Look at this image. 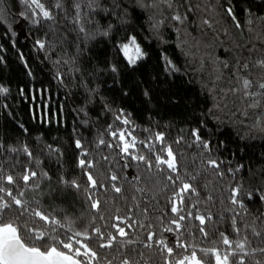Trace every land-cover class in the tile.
<instances>
[{
  "label": "trees",
  "instance_id": "trees-1",
  "mask_svg": "<svg viewBox=\"0 0 264 264\" xmlns=\"http://www.w3.org/2000/svg\"><path fill=\"white\" fill-rule=\"evenodd\" d=\"M77 2L85 32L74 23ZM172 2L170 9L161 0H98L105 11H89L87 0H40L54 18L49 20L30 6L31 0H0V88L7 89L0 91V177H16L30 208L38 201L42 211L64 226L32 218L30 210L19 222L27 221L29 227L60 239L86 230L91 239L85 242L97 252L92 264H121L125 258L132 264H177L193 250L215 264L214 254L205 257L202 248H217L222 255L228 252L230 262L242 256L244 264H264V253L259 251L264 248V199L260 198L264 196V96L229 91L238 87L235 75L248 76L254 85L264 75V69L254 66L264 59V1ZM176 11L186 14L183 23L172 19ZM203 19L212 21L211 27ZM105 30L108 35L101 34ZM133 36L144 53L135 64L120 47ZM245 62L248 70L237 72ZM250 91L261 90L254 86ZM194 130L210 151L196 141ZM112 132H123L129 143L135 137L129 152L143 154L153 165L157 155L167 158L162 148L171 145L179 166L176 185L166 179L168 175L175 179L176 173L166 165H160L163 171L154 166L149 173L142 161L121 151L124 141ZM157 133L163 135V144ZM77 140L83 148L76 147ZM80 159L92 161L95 167L81 168ZM209 159L220 164L222 176L208 167ZM26 169L37 173L29 183L39 188H24L19 177ZM86 172L96 179V189L85 191ZM110 175L118 180L111 181ZM146 175L154 177V186L137 192L145 186ZM62 180H75L81 187H69ZM182 182L191 183L196 193L185 194L181 206L185 219L176 229L170 223L177 218L170 198ZM0 184L17 193L6 180L0 178ZM112 184L122 191H113ZM238 185L244 208L230 200ZM90 194L100 200L99 210L91 207ZM200 215L206 217L203 225L196 218ZM16 216L15 206L6 210V219ZM125 219L132 224L126 231L135 243L129 245L127 238L118 237L112 248H100L99 243L106 241L94 228L106 236L116 235L113 225L125 227ZM169 227L174 230L164 231ZM150 232L156 234L152 241L147 240ZM221 233L233 242L231 247L222 243ZM244 237L248 255L235 246ZM160 239L174 248L171 256L160 251ZM177 243L185 247H176Z\"/></svg>",
  "mask_w": 264,
  "mask_h": 264
},
{
  "label": "snow or ice",
  "instance_id": "snow-or-ice-1",
  "mask_svg": "<svg viewBox=\"0 0 264 264\" xmlns=\"http://www.w3.org/2000/svg\"><path fill=\"white\" fill-rule=\"evenodd\" d=\"M24 2L28 3V0H24ZM161 2L165 3L168 8H173L172 0H161ZM32 5H34L35 8L40 9V11L43 13L44 18L49 20L54 19L50 11L45 10L44 5L40 3V0H31L30 6ZM60 6L61 5L59 3L56 5V7ZM74 7L76 9V18L74 20V23L80 24V31L85 32V28L82 23L83 17L81 16V3H75ZM87 7L89 11H96L97 9H100V11H105V9L100 7L98 0H87ZM196 7L199 10V5H196ZM191 9L192 5H189V11H191ZM228 11L229 13H231V9H229ZM172 19L183 23L184 20L187 19V16L186 14H181L179 13V11H176L172 16ZM202 23L211 27L212 21H210L209 19H203ZM237 27H239V25H237ZM110 29L111 25H109V30ZM101 34L108 35V30H105ZM40 47L43 48L44 44L41 43ZM120 47L124 52V55L127 57L129 63L131 64H135L138 59H141L144 56V53L142 52L140 45L136 42V38L134 36L129 38L128 43L122 44L120 45ZM130 50H132L131 54ZM254 66L259 67L260 69H264V59L256 61ZM225 67H227L226 64ZM241 69L245 71L248 70L247 62H245L243 65H239L237 68V72H239ZM113 71H115L114 68ZM235 79L237 81L238 87L230 89L229 91L234 93L240 92L246 97L255 98L257 95L264 96V75L261 76V82H257L255 85L248 76L235 75ZM254 86L261 91L259 93L250 91V89H252ZM0 91L6 92L7 89L0 88ZM250 106L254 107L255 104H252ZM123 122L127 124L129 121L125 119ZM111 135L113 137H117L118 134L117 132H112ZM128 135L131 136V133H129ZM193 135L196 141L201 143L205 149L210 151L207 142H204L200 139L198 130H194ZM118 138L119 140L124 141L121 147V151L123 153L132 155L133 159L142 161L146 165L149 173H151V169L154 166L158 171H163V168H160V165H166L168 170H170L172 173H176L177 175L175 179L172 175H168L166 177L171 185H176L177 180H179L180 178L179 166L176 159V154L173 152L171 145H166L164 148H162V151L166 153L167 158L157 155L155 157L156 163L155 165H153V163L143 154L136 156L134 153L129 152L130 148L135 147V137H132L131 143H129L125 139L124 133L120 132ZM156 139L163 144L164 137L162 134L157 133ZM99 143L104 144L105 142L103 139H101ZM176 143L179 144L180 140H177ZM76 147L83 148L79 140L76 141ZM109 147H111V145H109ZM148 147L151 149L152 145L149 144ZM24 151L28 156L32 155L31 152H28L27 148H25ZM84 155L87 156V153L85 152ZM105 159H107V157H105ZM206 163L209 168L217 170V175H223V173L219 171L220 164L216 160L209 159ZM79 166L81 168L95 167L92 161L86 159H80ZM85 174L89 182V186L85 189V191H89V189H96L98 185L92 173L86 172ZM44 175L47 174L44 173ZM36 177L37 173L35 171L26 169L24 174L20 176L19 179L23 181L25 189L33 190L39 188V185L34 183L30 184L29 182L34 181ZM0 178L6 180L7 184L13 185L17 188V193L14 195L12 188H5L2 184H0V194H2L0 195V264H92V262L97 259V252L93 250V248L89 247L88 243L85 242L91 239L86 230L83 232H71V228L69 227V231L71 232V234H66L64 239H60L57 235H52L46 230L29 227L27 221L19 222V217L24 216L25 213L29 212L30 210L32 218H39L41 221H44L49 225H59L61 227L64 226L61 221L57 220L54 216H52L51 214H46L45 211H42L40 209L38 201L34 202L36 203L35 208H30L29 201L24 199L25 190L20 189L19 185L17 184L16 177H14L13 175H7L6 177ZM139 179V177L133 178V180ZM191 179L194 180L195 177H192ZM110 180L116 181L118 180V177L116 175H110ZM143 180L145 186L136 189L137 192L150 191L151 187L154 186L156 182L154 180V177H152L151 175L144 176ZM62 183L76 189H80L81 187L75 180H62ZM112 189L116 193H120L122 191V188L120 186H117L116 184H112ZM241 189L242 186L239 185L234 187L232 189V196L230 197V200L232 204L238 205L240 208H244L245 205L243 203V200L239 198ZM188 193L195 194L196 189L191 183L182 182L178 189L174 188L173 196L170 198L172 203L171 212L177 214V218L171 220L170 223L175 225L176 229L181 228L180 221H183L185 219V216L181 214V212L183 211V208L181 206L184 204L185 194ZM246 195L251 198L252 194L250 192H247ZM5 197H8L10 199H6ZM260 198L264 199V196H261ZM88 199L91 200L92 208L96 210L100 209L99 199H93L91 194L88 196ZM208 199H211V197L209 196ZM13 206H15L17 210H19V216L9 217L6 219V210L10 212L13 209ZM192 207H195V205H192ZM144 211L146 212L147 208H145ZM188 215L190 216L192 215V213L189 212ZM196 218L202 225L205 224L206 217L204 215L197 216ZM101 219H103V217H101ZM115 219L120 220L121 218L117 216L115 217ZM207 219H211L210 215L207 217ZM123 223L125 224V227H121L119 224L113 225V227L116 228V235L109 234L106 236L105 233L101 232V229L99 227L94 228V232L100 237V239L106 241L104 243H99L100 248H112L114 246V242L117 241L118 237L127 238L126 243L129 245L135 243V240L130 238L129 232L126 231V228H132V224L128 219H125ZM69 224H71V222H69ZM173 230L174 229L171 227L164 229V231L167 232H172ZM52 231L55 232V228H53ZM200 231L205 237L208 236V232L205 231L204 228H201ZM234 231L239 233L240 229L234 228ZM255 235L259 236L260 233L256 232ZM155 236L156 234L154 232H150L147 236V240L152 241ZM220 236L222 243L231 247L233 242L230 241L226 236H224L223 233H221ZM78 237H84V240L78 239ZM247 243V237H244L242 241L237 240L235 242L236 249H238L239 252L244 253V255H248L249 253L245 252ZM157 244L160 246L161 252L166 251L169 256L173 254L174 248L170 247L164 239L158 240ZM144 246L149 248L152 247L150 243H145ZM176 247H185V245L177 243ZM200 251L204 253L205 257L208 256L209 253L214 254L215 264H244L242 256L237 260L230 262V254L228 252H225L222 255L217 248H202L200 249ZM255 251L256 250L253 249V252ZM259 251L264 253V248H260ZM231 255L236 256L237 253L232 252ZM81 257H83V259H81ZM185 261H187V264H208V262L204 258L197 255V252L195 250L191 252V255L183 256L179 261H177V264H185ZM109 264H111L110 261ZM121 264H132V262L129 259L125 258L121 261ZM167 264H171V261H168ZM256 264H259V261H257Z\"/></svg>",
  "mask_w": 264,
  "mask_h": 264
},
{
  "label": "water",
  "instance_id": "water-1",
  "mask_svg": "<svg viewBox=\"0 0 264 264\" xmlns=\"http://www.w3.org/2000/svg\"><path fill=\"white\" fill-rule=\"evenodd\" d=\"M256 1H259V0H256ZM264 1V0H263Z\"/></svg>",
  "mask_w": 264,
  "mask_h": 264
}]
</instances>
